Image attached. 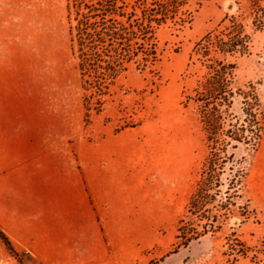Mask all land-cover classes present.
<instances>
[{"label":"rangeland","instance_id":"obj_1","mask_svg":"<svg viewBox=\"0 0 264 264\" xmlns=\"http://www.w3.org/2000/svg\"><path fill=\"white\" fill-rule=\"evenodd\" d=\"M157 47L154 69L124 75L88 121L67 0H0L3 92L20 132L28 124L84 174L104 264H264V0L193 4L157 30ZM233 139L246 153L230 185ZM0 264L36 263L0 240Z\"/></svg>","mask_w":264,"mask_h":264},{"label":"crops","instance_id":"obj_2","mask_svg":"<svg viewBox=\"0 0 264 264\" xmlns=\"http://www.w3.org/2000/svg\"><path fill=\"white\" fill-rule=\"evenodd\" d=\"M18 105L0 80V230L36 264H104L109 243L84 174L28 124L20 132Z\"/></svg>","mask_w":264,"mask_h":264},{"label":"trees","instance_id":"obj_3","mask_svg":"<svg viewBox=\"0 0 264 264\" xmlns=\"http://www.w3.org/2000/svg\"><path fill=\"white\" fill-rule=\"evenodd\" d=\"M204 1L67 0L71 53L88 121L92 111L101 115L124 75L142 74L149 66L154 69L159 61L157 30ZM118 103L123 104L120 99ZM234 136L238 137L231 132ZM0 240L11 247L1 230Z\"/></svg>","mask_w":264,"mask_h":264},{"label":"flooded vegetation","instance_id":"obj_4","mask_svg":"<svg viewBox=\"0 0 264 264\" xmlns=\"http://www.w3.org/2000/svg\"><path fill=\"white\" fill-rule=\"evenodd\" d=\"M237 110L238 112L235 115L237 119L236 121L238 123L237 127L239 129L245 130L246 127L251 125L252 115L249 112V109L247 108L245 102L243 103V106H241ZM245 151V144L242 140L233 139V141H231V143H229L228 145L227 160L224 169V179L230 185H232L239 178L240 170L245 160Z\"/></svg>","mask_w":264,"mask_h":264},{"label":"water","instance_id":"obj_5","mask_svg":"<svg viewBox=\"0 0 264 264\" xmlns=\"http://www.w3.org/2000/svg\"><path fill=\"white\" fill-rule=\"evenodd\" d=\"M233 8H234V4H230L228 10L231 11ZM235 225H238V223L236 222Z\"/></svg>","mask_w":264,"mask_h":264}]
</instances>
